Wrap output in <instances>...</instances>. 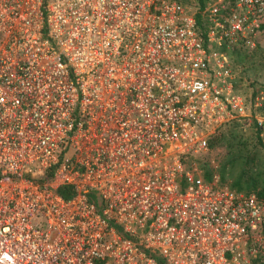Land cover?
Returning a JSON list of instances; mask_svg holds the SVG:
<instances>
[{
	"label": "built area",
	"instance_id": "2783aa9c",
	"mask_svg": "<svg viewBox=\"0 0 264 264\" xmlns=\"http://www.w3.org/2000/svg\"><path fill=\"white\" fill-rule=\"evenodd\" d=\"M187 2L0 0V264H264V198L196 161L234 121L264 142L228 53L264 0Z\"/></svg>",
	"mask_w": 264,
	"mask_h": 264
},
{
	"label": "rangeland",
	"instance_id": "374dc122",
	"mask_svg": "<svg viewBox=\"0 0 264 264\" xmlns=\"http://www.w3.org/2000/svg\"><path fill=\"white\" fill-rule=\"evenodd\" d=\"M193 2L195 0H188L187 3L191 7ZM228 53L236 90L248 98L253 96L257 90L264 93V35L255 41L254 48H237L228 50ZM258 115L264 126V110H260ZM255 129L254 124L247 126L245 122L234 121V123L225 125L216 134H235L243 144L241 152L239 148L231 146L227 141H220L212 149L197 156L196 161L201 166L211 169L213 174L219 175L220 169L225 167L223 174H220V180L222 179L223 184L231 185L237 179L242 167L249 163L248 157L251 149L257 146L258 151L253 157L254 162L249 165L255 169L264 170V151L257 143ZM242 192V194L245 193V191Z\"/></svg>",
	"mask_w": 264,
	"mask_h": 264
},
{
	"label": "trees",
	"instance_id": "16d2710c",
	"mask_svg": "<svg viewBox=\"0 0 264 264\" xmlns=\"http://www.w3.org/2000/svg\"><path fill=\"white\" fill-rule=\"evenodd\" d=\"M198 4L200 8H203L204 0H198ZM197 20L200 22L201 17L198 16ZM203 29V28H202ZM234 123V122H232ZM254 126L256 127V140L258 145L260 146V149L264 151V142H262L260 138V133L258 130V126L256 123H254ZM220 141H227L231 146H234L235 148H239L241 152V147L243 146L242 142L238 139V137L235 136V134H216L209 138L208 140V149H212V147L217 144ZM258 147L255 146L253 149L247 150L250 151L249 153L248 161L246 165H244L241 169L240 174L238 175L237 179L233 182V184L229 185L231 189L235 190L238 193H243L242 191H245L244 194H250L254 193L260 198H264V170L262 169H255L249 164L251 162H254L253 157L256 155V152ZM204 169V178L205 180L209 181L212 179L213 171L206 166H202ZM225 170V167H222L219 171V176L221 178L220 174H223ZM222 180V179H221ZM58 195H60L64 199H69L74 195V191L70 187L62 186L57 189ZM158 264H164L161 259H158Z\"/></svg>",
	"mask_w": 264,
	"mask_h": 264
}]
</instances>
